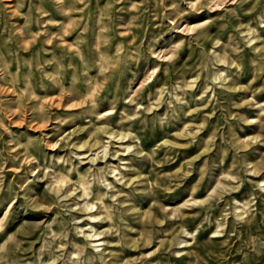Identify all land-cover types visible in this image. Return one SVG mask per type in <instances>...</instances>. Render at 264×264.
<instances>
[{"label":"rangeland","instance_id":"obj_1","mask_svg":"<svg viewBox=\"0 0 264 264\" xmlns=\"http://www.w3.org/2000/svg\"><path fill=\"white\" fill-rule=\"evenodd\" d=\"M0 264H264V0H0Z\"/></svg>","mask_w":264,"mask_h":264}]
</instances>
